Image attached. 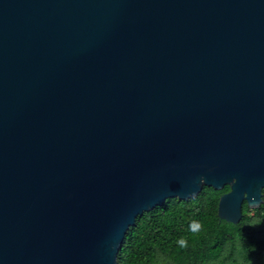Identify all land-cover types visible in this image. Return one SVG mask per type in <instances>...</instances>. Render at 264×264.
Here are the masks:
<instances>
[{
	"label": "water",
	"instance_id": "1",
	"mask_svg": "<svg viewBox=\"0 0 264 264\" xmlns=\"http://www.w3.org/2000/svg\"><path fill=\"white\" fill-rule=\"evenodd\" d=\"M205 186L264 202V0H0V264H118Z\"/></svg>",
	"mask_w": 264,
	"mask_h": 264
},
{
	"label": "trees",
	"instance_id": "2",
	"mask_svg": "<svg viewBox=\"0 0 264 264\" xmlns=\"http://www.w3.org/2000/svg\"><path fill=\"white\" fill-rule=\"evenodd\" d=\"M230 190L205 186L195 198L168 199L139 216L118 264H264V202L256 209L245 202L238 224L221 220L220 199Z\"/></svg>",
	"mask_w": 264,
	"mask_h": 264
},
{
	"label": "rangeland",
	"instance_id": "3",
	"mask_svg": "<svg viewBox=\"0 0 264 264\" xmlns=\"http://www.w3.org/2000/svg\"><path fill=\"white\" fill-rule=\"evenodd\" d=\"M255 263H258V262H255Z\"/></svg>",
	"mask_w": 264,
	"mask_h": 264
}]
</instances>
